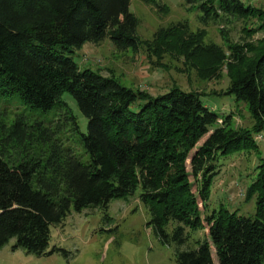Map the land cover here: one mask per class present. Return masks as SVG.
Returning <instances> with one entry per match:
<instances>
[{"label": "trees", "instance_id": "trees-1", "mask_svg": "<svg viewBox=\"0 0 264 264\" xmlns=\"http://www.w3.org/2000/svg\"><path fill=\"white\" fill-rule=\"evenodd\" d=\"M139 1L161 9L156 0ZM181 1L187 11L200 13L201 24L233 17L257 22L242 28L246 38L264 31V10L239 0ZM128 6L129 0H0V95L16 94L42 112L54 108L57 117L43 127L21 117L6 124L0 113V248L14 239L12 249L45 255L49 228L60 225L70 210L105 208L109 200L138 189L157 236L184 248L176 250L175 264H213L210 247L217 264H263L264 157L243 194L245 201L254 198L251 217L223 208L205 214L204 202L218 172L216 158L256 150L251 131L264 129V38L231 43L223 37L225 53L204 42L203 30L191 32L183 22L140 40ZM104 39L117 51L142 48L153 67L163 68L165 55L181 60L179 72L193 71L202 82L218 79L223 67L228 85L222 95L245 104L251 130L231 127V117L219 118L201 103L199 92L171 87L151 96L112 76L79 70L69 56L73 50ZM63 94L86 119L84 134ZM68 131L87 155L85 163L64 146ZM204 135L188 174V153ZM203 229L206 236L199 238ZM189 241L195 247L184 246Z\"/></svg>", "mask_w": 264, "mask_h": 264}, {"label": "rangeland", "instance_id": "rangeland-1", "mask_svg": "<svg viewBox=\"0 0 264 264\" xmlns=\"http://www.w3.org/2000/svg\"><path fill=\"white\" fill-rule=\"evenodd\" d=\"M244 5H251L264 10V0H239ZM161 9L142 4L139 0H129L128 10L137 23L135 34L140 40H150L161 28L185 22L191 32L203 30L205 43H212L224 49L223 37L231 43L244 40L264 38V31L246 38L243 27L253 28L255 20H240L233 17H222L216 24H201L198 11H187L181 0H156ZM162 8H165L163 11ZM79 70L89 69L101 76H112L120 85L130 89H139L151 96L166 93L171 87L183 92H199L201 103L219 118L231 117V127L251 130L253 124L245 104L236 102L230 95H222L228 81L225 69L221 67L218 79L208 82L198 80L193 71L182 73L181 60L165 55L160 61L163 68L153 67L147 60L143 49L137 52L117 51L104 39L98 44L85 43L69 55ZM154 61V60H153ZM65 102L75 118L79 133L86 131V119L79 113L74 101L68 94H63ZM54 108L48 111L30 109L16 94L0 95V113L4 123H10L15 117H21L26 123H40L48 126L56 122ZM220 119L216 121L220 124ZM66 129V128H64ZM67 146L73 156L81 163L87 161V155L75 134L69 131L64 134ZM207 135L188 153L185 170L189 174V159ZM256 150L240 149L227 156L216 158L217 174L209 185L208 199L204 202V212L209 214L223 208L237 216L251 217L254 213V198L245 201V188L256 177V166L264 157V129L251 131ZM191 192L196 195V181L189 175ZM137 189L133 195L111 199L105 208L86 207L80 212L69 211V214L58 226L49 228V239L45 255L34 256L21 249H12L14 239L7 241L0 248V264H175L177 248L160 239L149 224L146 208L138 201ZM197 202L198 198H197ZM200 216L202 209L198 204ZM205 226V225H203ZM170 232V225L165 227ZM196 233H191L193 238ZM199 238L206 236V229L198 233ZM195 247L192 242L184 246ZM213 264H217L213 249L210 247ZM264 264V251L261 257Z\"/></svg>", "mask_w": 264, "mask_h": 264}]
</instances>
